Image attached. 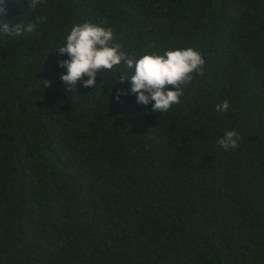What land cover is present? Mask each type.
Returning <instances> with one entry per match:
<instances>
[{
  "label": "trees",
  "instance_id": "trees-1",
  "mask_svg": "<svg viewBox=\"0 0 264 264\" xmlns=\"http://www.w3.org/2000/svg\"><path fill=\"white\" fill-rule=\"evenodd\" d=\"M6 6L41 22L0 36V264H264V0ZM84 22L137 58L198 50L203 75L163 113L117 100L123 64L69 91L57 50Z\"/></svg>",
  "mask_w": 264,
  "mask_h": 264
},
{
  "label": "clouds",
  "instance_id": "clouds-1",
  "mask_svg": "<svg viewBox=\"0 0 264 264\" xmlns=\"http://www.w3.org/2000/svg\"><path fill=\"white\" fill-rule=\"evenodd\" d=\"M7 2L0 0V36L16 37L33 32L37 23L41 22L40 18H37L36 23L25 24L21 21L13 24L4 18L8 14ZM40 3L41 0H28V9H35ZM113 38V30L101 24L84 22L72 27L63 46L57 50L59 54L68 56V59L59 62V67L67 69L66 74L61 75V80L69 91H73L77 84L85 88L92 87L96 85L99 72L111 71L123 64L128 70L134 71L130 77L121 74L119 83L128 81L131 87L121 90L117 100L120 95L135 94L138 104H152L153 112L163 113L180 103L184 86L191 84L194 73L203 75L205 60L198 50L191 47L170 48L163 54L153 51L137 58L121 51L118 44L112 43ZM42 81L43 87L51 85V81ZM228 109V100L216 105L218 112ZM238 140L236 131H226L218 143L225 150L235 149Z\"/></svg>",
  "mask_w": 264,
  "mask_h": 264
}]
</instances>
